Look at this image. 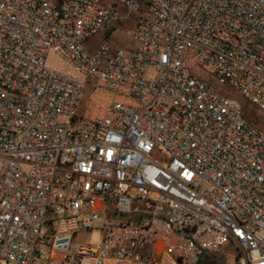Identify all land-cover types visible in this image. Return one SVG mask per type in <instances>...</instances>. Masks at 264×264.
Masks as SVG:
<instances>
[{
  "label": "built area",
  "instance_id": "obj_1",
  "mask_svg": "<svg viewBox=\"0 0 264 264\" xmlns=\"http://www.w3.org/2000/svg\"><path fill=\"white\" fill-rule=\"evenodd\" d=\"M209 79L264 115V0H0V264H264V130Z\"/></svg>",
  "mask_w": 264,
  "mask_h": 264
},
{
  "label": "rangeland",
  "instance_id": "obj_2",
  "mask_svg": "<svg viewBox=\"0 0 264 264\" xmlns=\"http://www.w3.org/2000/svg\"><path fill=\"white\" fill-rule=\"evenodd\" d=\"M133 24H125L123 21H119L116 25L115 32L106 35L105 41L121 47L124 50L132 51L135 49L136 43L131 38V32L133 31ZM103 36H97L87 42V47L91 50H96L97 47L103 42ZM211 85L219 93L229 96L238 100L246 112V116L250 122L258 126L261 130H264V115L259 113L256 106L245 99L241 93L230 86L221 87L212 79H209ZM101 235L97 231H86L81 234L76 239V243H90L92 245H99L101 241ZM228 251V250H227Z\"/></svg>",
  "mask_w": 264,
  "mask_h": 264
}]
</instances>
